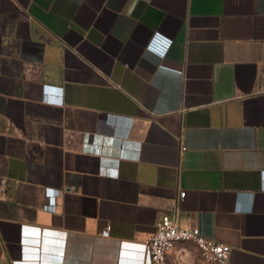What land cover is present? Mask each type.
I'll use <instances>...</instances> for the list:
<instances>
[{
    "label": "crops",
    "instance_id": "obj_1",
    "mask_svg": "<svg viewBox=\"0 0 264 264\" xmlns=\"http://www.w3.org/2000/svg\"><path fill=\"white\" fill-rule=\"evenodd\" d=\"M177 211L264 264V0H0V264H151Z\"/></svg>",
    "mask_w": 264,
    "mask_h": 264
},
{
    "label": "built area",
    "instance_id": "obj_2",
    "mask_svg": "<svg viewBox=\"0 0 264 264\" xmlns=\"http://www.w3.org/2000/svg\"><path fill=\"white\" fill-rule=\"evenodd\" d=\"M56 194V193H55ZM48 195H54L49 192ZM185 193L180 194L183 198ZM55 205H48V209L55 211ZM111 227L102 231L103 237H109ZM192 243L202 254L206 264H229L232 247L205 236L196 226H182L179 222L178 211L174 215L166 214L161 217L156 231L150 237L147 245L151 264H169L168 253L176 243Z\"/></svg>",
    "mask_w": 264,
    "mask_h": 264
}]
</instances>
